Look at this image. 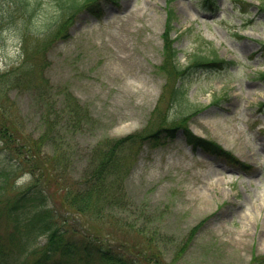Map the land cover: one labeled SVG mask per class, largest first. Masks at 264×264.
I'll return each mask as SVG.
<instances>
[{
    "label": "rangeland",
    "instance_id": "rangeland-1",
    "mask_svg": "<svg viewBox=\"0 0 264 264\" xmlns=\"http://www.w3.org/2000/svg\"><path fill=\"white\" fill-rule=\"evenodd\" d=\"M12 1L0 0V73L14 70L2 98L22 136L37 137L56 121L53 133L60 130V146L70 151L62 152L64 172L76 178L104 141L161 130L159 141L124 147L130 168L117 189L124 206L105 209L111 215L87 222L90 230L143 253L155 248L162 264H264V0L172 1L181 64L194 51L232 61L185 78L182 89L194 106L189 128L247 168L193 146L181 126L174 138H163L168 132L160 127L186 111L170 103L169 91L162 98L166 0H104L101 16L82 11L69 36L55 41L48 39L61 21L34 27L35 19ZM38 7L56 15L50 2ZM45 41L43 61L36 47ZM48 165L43 159L40 166ZM31 179L21 173L12 191ZM10 226L0 211L6 246Z\"/></svg>",
    "mask_w": 264,
    "mask_h": 264
},
{
    "label": "trees",
    "instance_id": "trees-1",
    "mask_svg": "<svg viewBox=\"0 0 264 264\" xmlns=\"http://www.w3.org/2000/svg\"><path fill=\"white\" fill-rule=\"evenodd\" d=\"M41 1L16 0L12 3L35 19L34 27L39 20L46 28L51 26V22L55 26L61 21L48 39L55 41L69 36L72 23L82 11L101 16L104 0H44L55 6L54 17H51V13H40L38 5ZM172 1L166 0L167 15L162 33L164 60L160 68L168 75L162 98L169 91L170 103H183L186 111L176 124L160 127L168 132L163 138H174L181 126L187 141L193 146H200L218 157L247 168L243 161L221 144L196 135L189 128L188 112L194 106L182 89L185 78L196 68L226 66L232 61L219 57L217 53L209 57L202 51H194L188 64H181L180 50L174 45L177 36L172 35L177 19ZM41 44L36 47V53L41 54L42 60L46 61L49 41ZM262 48L264 51V44ZM32 51L28 46V54ZM31 69L35 70L36 67L31 65ZM12 71L0 73V211L11 223L6 236L9 245L6 246L0 238V264H77L82 261L88 264H162V257H158L159 252L154 251V247H147V252L143 253L140 247L141 251H138L124 243L110 241L86 225L87 222L106 220V216L111 214L105 209L123 208V198L117 189L130 168L123 149L126 145L159 141L162 138L159 137L161 130L143 131L104 141V145L95 148H98V157L94 156L92 166L80 177L73 178L70 170L64 172L66 157L63 160L62 152L67 156L70 151L61 148L60 130L53 133L56 121L50 123L47 130L37 137L22 136L20 129L9 121V108L4 104L2 92L14 85ZM49 146L54 149L50 156L47 155ZM43 159H48L50 165L41 167ZM23 172L31 174L32 179L24 188L13 192L18 175ZM78 216H81L86 226L84 233L80 231L83 227H79ZM116 224L119 225L120 221ZM144 243L143 246H147V241Z\"/></svg>",
    "mask_w": 264,
    "mask_h": 264
}]
</instances>
